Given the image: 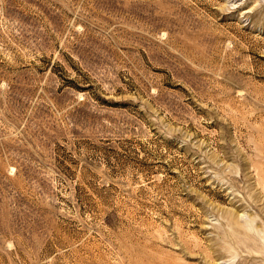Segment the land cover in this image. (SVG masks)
Segmentation results:
<instances>
[{"label":"rangeland","instance_id":"obj_1","mask_svg":"<svg viewBox=\"0 0 264 264\" xmlns=\"http://www.w3.org/2000/svg\"><path fill=\"white\" fill-rule=\"evenodd\" d=\"M0 264H264V0H0Z\"/></svg>","mask_w":264,"mask_h":264}]
</instances>
